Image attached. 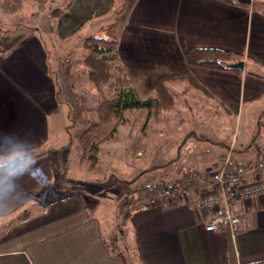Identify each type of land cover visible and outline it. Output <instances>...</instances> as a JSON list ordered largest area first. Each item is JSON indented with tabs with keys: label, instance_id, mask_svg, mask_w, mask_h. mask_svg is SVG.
Segmentation results:
<instances>
[{
	"label": "crops",
	"instance_id": "crops-1",
	"mask_svg": "<svg viewBox=\"0 0 264 264\" xmlns=\"http://www.w3.org/2000/svg\"><path fill=\"white\" fill-rule=\"evenodd\" d=\"M122 1L118 55L140 100L153 95L162 76L189 73L211 97L186 80H178L168 85L174 94V106L164 113L175 111L178 101L189 96L193 103L211 110L206 118L211 116L216 121L234 120L255 110L264 115V78L249 74L264 77L261 13L252 7L216 0ZM111 6L112 0H73L68 12L58 19V36L75 31L94 7L101 14ZM0 39L5 42L4 37ZM192 49L239 54L244 70L234 73L190 67L184 54ZM42 54L43 46L35 36L0 51V142L7 143L10 136L13 141L28 144L29 149L52 150L38 159L48 177L41 186L45 195L33 189L28 202L0 209V264H122L103 243L111 230L104 228L102 221L105 218L111 224V218L118 215L120 186L113 178L93 182L66 177L62 180L61 170L55 165L57 158L53 155L63 147H59L60 138L53 132L51 119L60 106L55 81L46 71V57ZM83 55L81 48L78 57ZM197 98L203 103L197 102ZM66 109L68 114L67 106ZM164 117V124L169 123L164 129L170 132H164V166L170 163L166 169L173 172L169 180L219 170L228 149H245L221 144V153L210 151L196 161H189L188 157L181 165L184 146L175 140L202 139L196 134L199 126L185 128L183 117ZM252 130L256 134L253 146L264 149V123ZM31 139L34 143H29ZM241 160L253 162L249 168L241 167L244 174L255 166L258 157L251 147ZM4 195L7 194L0 193ZM240 212L242 217L236 230L224 226L208 233L205 225L209 214L182 203H159L135 211L125 231L134 248L133 255L142 264H264V196L246 203ZM230 243L234 263L230 261Z\"/></svg>",
	"mask_w": 264,
	"mask_h": 264
},
{
	"label": "rangeland",
	"instance_id": "rangeland-1",
	"mask_svg": "<svg viewBox=\"0 0 264 264\" xmlns=\"http://www.w3.org/2000/svg\"><path fill=\"white\" fill-rule=\"evenodd\" d=\"M70 1L40 0L33 3L22 0H0V36L4 37L7 47L11 48L17 41H26L31 36L38 37L43 46L42 55L46 57V71L52 77L55 71H59L61 81H58L57 85L60 108L51 119V126L55 135L60 138V148L71 141L70 146L63 148L60 155H53V158H57L55 165L61 170L62 180L66 177L93 182L113 178L120 186L119 181L127 183L137 177L140 172L152 166L164 164V132H169L164 129V126H169V123L164 124L166 118L164 114L183 117L182 125L185 128L191 125L199 126L196 134L201 136L202 140L201 138L175 140L184 146L181 165H185L183 162L188 160V157L189 161H196L202 160L204 154L210 151L218 150L216 152L221 153L222 149L219 146L221 144L226 146L233 144L238 149H244L256 139L252 127H262L264 123V115L258 110L243 114L241 117L237 116L234 120L218 119L216 121L211 116L206 118L211 110L209 111L206 106L193 103V98L186 96L181 99L185 102L178 101L177 108L170 113H164L163 109L156 106L150 110L148 117H146V111H130L127 123L119 126L115 137L101 146L95 170H88L86 165L79 162L80 154L76 136L81 129L82 120L93 114L95 98L91 96L94 87L82 77L81 65L78 62L81 57H78V53L83 48L82 43L85 37L91 34L105 36L104 30L112 21V8H117L118 3L116 2L114 7L111 6L110 10L101 14L98 8L94 7L92 13L75 31L63 37L58 36V19L69 9L61 15H53V11L63 12L65 5ZM94 14L99 16L95 17ZM85 28L88 29L83 32ZM78 39H81V44L76 42ZM197 99L199 101H195L201 103L200 98ZM66 106L69 109L68 114ZM172 174L173 172L170 171L168 179L173 177ZM121 186L125 188V184ZM108 212L110 213V210ZM110 214L112 215V210ZM102 221L104 228H109L111 234L122 232L118 229V215L111 218V224L105 218H102Z\"/></svg>",
	"mask_w": 264,
	"mask_h": 264
},
{
	"label": "trees",
	"instance_id": "trees-1",
	"mask_svg": "<svg viewBox=\"0 0 264 264\" xmlns=\"http://www.w3.org/2000/svg\"><path fill=\"white\" fill-rule=\"evenodd\" d=\"M72 1L67 3L63 12L54 10L53 15L63 14L70 8ZM216 1L242 7H252L264 16V1H251L250 5H241L236 0ZM116 2L118 4L120 3V6L117 8L114 7ZM112 3V7H114L112 8V21L104 30L105 36L101 37L100 35L93 34L85 37L82 43L84 55L78 61L81 65L82 77L88 84L94 87L93 94H91L95 98L93 114L82 120L80 123L81 129L76 136L78 138L77 145L80 154L79 162L86 165L90 171L95 170L97 167L101 146L115 137L119 126L127 123L130 111L147 110L150 112L153 106L167 111L174 106V94L168 86L170 83L178 80H186L192 87L211 97L191 74L185 73L180 77L162 76L155 85L153 95L145 100H140L118 55L119 36L117 31L120 25L119 17L124 9V3L122 0H112ZM94 16L98 17L99 14H94ZM7 46L0 39V51L5 52V49H9ZM184 61L190 67L238 73V71L231 69V66L243 62V58L239 54L225 50L192 49L184 54ZM59 69L61 70V68ZM249 74L264 78L255 73ZM53 79L56 84L58 96L57 83L61 81L59 71L53 73ZM70 144L71 141L66 147H69ZM253 144L254 142L244 150L228 149L227 153L221 158L223 160L218 168H223H221L222 163L225 161L226 156L231 153L232 160L226 167V170L240 175L241 167L249 168L253 164L251 161L242 163L241 160L242 154L249 150ZM63 148L57 151V155L61 154ZM29 150L36 154L37 159L48 156L52 152L50 149L41 147H35ZM169 165L170 163L166 166ZM166 166L164 164L152 166L140 172L137 177L127 183L119 181L120 193L116 209L118 214V229L122 232L108 234L103 239V243L111 256L119 259L122 264H142L140 259L133 255L134 248L127 239L125 227L131 215L135 211L145 207V200L156 197L165 188H172L173 186L182 184L187 178L192 179L195 183H199L206 176V172L195 173L172 181L168 179L170 171L166 169ZM122 184H125V188L121 186ZM160 203L165 204L164 202ZM26 212L29 211L27 210ZM25 217H27V214ZM123 226L124 230H122ZM232 248V244L230 243V261L234 263L235 258Z\"/></svg>",
	"mask_w": 264,
	"mask_h": 264
},
{
	"label": "built area",
	"instance_id": "built-area-1",
	"mask_svg": "<svg viewBox=\"0 0 264 264\" xmlns=\"http://www.w3.org/2000/svg\"><path fill=\"white\" fill-rule=\"evenodd\" d=\"M252 150L258 160L244 174L226 170L232 160L230 153L222 163V169L206 172L199 183L187 178L182 184L165 188L156 197L146 199L144 206L151 208L160 202L167 205L182 203L210 215L205 225L206 232L214 233L224 226L236 230L242 217L240 208L264 196V149L252 146Z\"/></svg>",
	"mask_w": 264,
	"mask_h": 264
},
{
	"label": "clouds",
	"instance_id": "clouds-1",
	"mask_svg": "<svg viewBox=\"0 0 264 264\" xmlns=\"http://www.w3.org/2000/svg\"><path fill=\"white\" fill-rule=\"evenodd\" d=\"M7 143L0 142V209L26 203L31 191L38 189L45 195L42 185L47 181V173L38 163L36 154L29 150L28 144L7 137ZM29 143H34L31 139Z\"/></svg>",
	"mask_w": 264,
	"mask_h": 264
},
{
	"label": "water",
	"instance_id": "water-1",
	"mask_svg": "<svg viewBox=\"0 0 264 264\" xmlns=\"http://www.w3.org/2000/svg\"><path fill=\"white\" fill-rule=\"evenodd\" d=\"M236 1L241 5H250L251 4V0H236ZM231 69L236 70L238 72H243L244 63L240 62V63L234 64L231 66Z\"/></svg>",
	"mask_w": 264,
	"mask_h": 264
}]
</instances>
